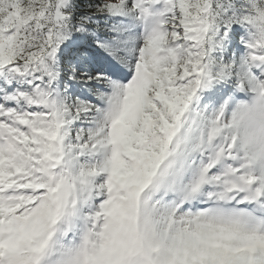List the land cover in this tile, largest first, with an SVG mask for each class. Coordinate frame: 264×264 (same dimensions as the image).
<instances>
[{
  "label": "snow or ice",
  "instance_id": "obj_1",
  "mask_svg": "<svg viewBox=\"0 0 264 264\" xmlns=\"http://www.w3.org/2000/svg\"><path fill=\"white\" fill-rule=\"evenodd\" d=\"M0 264H264V0H0Z\"/></svg>",
  "mask_w": 264,
  "mask_h": 264
}]
</instances>
